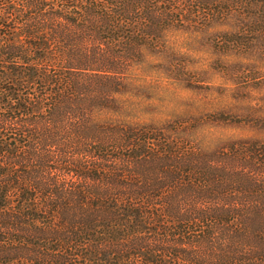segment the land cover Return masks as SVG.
<instances>
[{"label": "trees", "instance_id": "1", "mask_svg": "<svg viewBox=\"0 0 264 264\" xmlns=\"http://www.w3.org/2000/svg\"><path fill=\"white\" fill-rule=\"evenodd\" d=\"M232 16L215 45L264 51V0H0V264H264V141L120 97L169 29Z\"/></svg>", "mask_w": 264, "mask_h": 264}, {"label": "rangeland", "instance_id": "2", "mask_svg": "<svg viewBox=\"0 0 264 264\" xmlns=\"http://www.w3.org/2000/svg\"><path fill=\"white\" fill-rule=\"evenodd\" d=\"M238 23L232 16L165 32L159 48H145L127 69L123 114L167 128H195L199 137L264 141V51L259 43L243 51L215 45L219 31Z\"/></svg>", "mask_w": 264, "mask_h": 264}]
</instances>
